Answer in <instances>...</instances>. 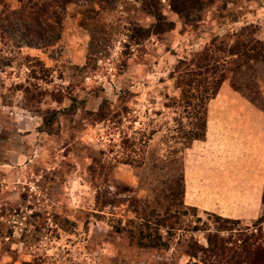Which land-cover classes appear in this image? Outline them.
I'll list each match as a JSON object with an SVG mask.
<instances>
[{
	"label": "rangeland",
	"instance_id": "rangeland-1",
	"mask_svg": "<svg viewBox=\"0 0 264 264\" xmlns=\"http://www.w3.org/2000/svg\"><path fill=\"white\" fill-rule=\"evenodd\" d=\"M18 5L0 0V17ZM160 8L172 28L143 36L155 19L141 0H106L85 71L81 4L46 48L0 23V264H264V202L249 187L263 173L264 60L223 53L208 136L194 145L171 75L242 27L264 49V0H213L192 22L169 0ZM215 214L234 228L218 230ZM212 232L235 260L207 250Z\"/></svg>",
	"mask_w": 264,
	"mask_h": 264
},
{
	"label": "trees",
	"instance_id": "trees-1",
	"mask_svg": "<svg viewBox=\"0 0 264 264\" xmlns=\"http://www.w3.org/2000/svg\"><path fill=\"white\" fill-rule=\"evenodd\" d=\"M19 5L15 9L9 10L3 17H0L2 24L1 32H5L9 37L17 36L18 42L25 46L46 48L56 43L62 35L63 19L65 11L69 4H81L86 9L85 27L89 31V46L87 63L80 66L85 71L88 62L93 56V42L98 35L96 30V15L104 6L106 0H18ZM213 0H169L170 8L181 18L192 22L199 17L200 10ZM141 6L144 11L151 14L155 21L147 28L138 27L137 34L147 36L151 32L160 34L173 26V22L167 20L161 13L160 0H141ZM253 38L245 35V27L232 34L231 42L228 47L222 46L213 37L211 43L203 48L195 57L190 59H179L171 71L175 78V85L180 89L181 97L186 98V103L192 107V114L195 117L196 130L191 131L188 138L189 145L194 140H201L205 136L207 104L213 98L218 90L224 75L220 69L223 65L225 55L243 54L248 58L264 60V49L254 43ZM218 50L220 52H218ZM30 97H34L31 94ZM46 123V122H44ZM48 125V121H47ZM264 202V188L262 193V203ZM144 212V210H143ZM218 222V230H232L229 222H236V219L222 217L215 214ZM164 223V219H157ZM217 233H210L207 236V250L213 252L218 257L227 255L229 261L235 260L238 251L231 247L229 253L225 246L224 239H218ZM247 244L242 245L241 251L246 256L251 253V243L245 239ZM242 242V241H241ZM202 251H206L202 249ZM194 255V253H192ZM240 258V257H239Z\"/></svg>",
	"mask_w": 264,
	"mask_h": 264
},
{
	"label": "crops",
	"instance_id": "crops-1",
	"mask_svg": "<svg viewBox=\"0 0 264 264\" xmlns=\"http://www.w3.org/2000/svg\"><path fill=\"white\" fill-rule=\"evenodd\" d=\"M218 94H220V91L218 92ZM217 94V95H218ZM217 97V96H216ZM216 97L214 98H211L207 104V113H206V128H205V136L203 139L201 140H194L191 145H194L195 143H198V142H205L206 141V138L208 136V131L210 129V121L212 119V116H211V112H212V109L215 107L216 103H214V101L216 100ZM263 146V147H262ZM262 148H260V150L258 151L259 153V156H262L263 158V167H262V171L263 173L261 174V177H259V181L257 182V185L255 186L254 182H252V184L249 185V187L251 188H257V192H256V201L259 202V204L262 203V193H263V188H264V143L262 144ZM260 159V158H259ZM188 167L185 168V177H186V181H187V172H188ZM253 186V187H252ZM230 218V217H229Z\"/></svg>",
	"mask_w": 264,
	"mask_h": 264
}]
</instances>
